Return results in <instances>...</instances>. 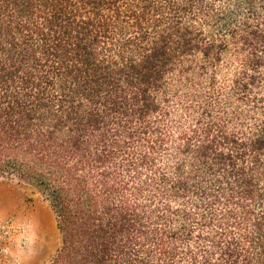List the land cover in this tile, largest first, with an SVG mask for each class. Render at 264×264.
<instances>
[{"label": "trees", "instance_id": "1", "mask_svg": "<svg viewBox=\"0 0 264 264\" xmlns=\"http://www.w3.org/2000/svg\"><path fill=\"white\" fill-rule=\"evenodd\" d=\"M0 178L46 264H264V0H0Z\"/></svg>", "mask_w": 264, "mask_h": 264}, {"label": "rangeland", "instance_id": "2", "mask_svg": "<svg viewBox=\"0 0 264 264\" xmlns=\"http://www.w3.org/2000/svg\"><path fill=\"white\" fill-rule=\"evenodd\" d=\"M59 244L47 202L30 188L0 178V264H46Z\"/></svg>", "mask_w": 264, "mask_h": 264}]
</instances>
